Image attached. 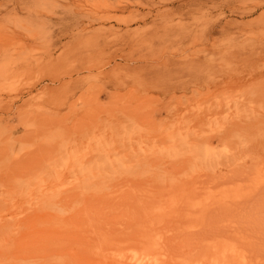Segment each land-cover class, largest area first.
Segmentation results:
<instances>
[{
	"label": "rangeland",
	"instance_id": "rangeland-1",
	"mask_svg": "<svg viewBox=\"0 0 264 264\" xmlns=\"http://www.w3.org/2000/svg\"><path fill=\"white\" fill-rule=\"evenodd\" d=\"M0 264H264V0H0Z\"/></svg>",
	"mask_w": 264,
	"mask_h": 264
}]
</instances>
